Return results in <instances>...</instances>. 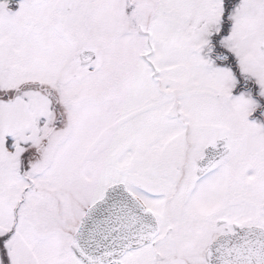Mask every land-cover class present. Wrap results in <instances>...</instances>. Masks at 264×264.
I'll list each match as a JSON object with an SVG mask.
<instances>
[{
	"label": "snow or ice",
	"instance_id": "obj_1",
	"mask_svg": "<svg viewBox=\"0 0 264 264\" xmlns=\"http://www.w3.org/2000/svg\"><path fill=\"white\" fill-rule=\"evenodd\" d=\"M0 264H264V0H0Z\"/></svg>",
	"mask_w": 264,
	"mask_h": 264
}]
</instances>
